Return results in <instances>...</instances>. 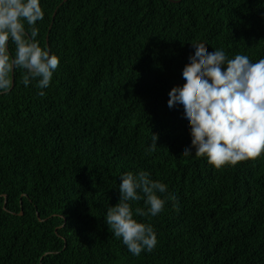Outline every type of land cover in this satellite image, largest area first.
<instances>
[{
	"label": "trees",
	"instance_id": "trees-1",
	"mask_svg": "<svg viewBox=\"0 0 264 264\" xmlns=\"http://www.w3.org/2000/svg\"><path fill=\"white\" fill-rule=\"evenodd\" d=\"M40 3L36 39L59 65L43 96L22 69L0 89V264H264V152L218 169L183 156L190 136L167 105L192 44L264 58V0ZM140 170L178 210L135 217L156 246L133 256L104 215L119 175Z\"/></svg>",
	"mask_w": 264,
	"mask_h": 264
},
{
	"label": "clouds",
	"instance_id": "clouds-1",
	"mask_svg": "<svg viewBox=\"0 0 264 264\" xmlns=\"http://www.w3.org/2000/svg\"><path fill=\"white\" fill-rule=\"evenodd\" d=\"M43 16L40 0H0V89L10 73L22 69L21 83L28 87L35 81L38 95H45L59 57L36 39V24ZM191 46L181 84L169 90L167 100L170 109L180 111L190 136L181 155L203 157L217 169L257 158L264 152V58L253 63L247 55L229 58L223 49L209 52L204 44ZM151 134L148 147L155 151L158 136ZM119 180L118 202L107 205L104 222L133 256L151 252L156 234L151 224L135 217H156L165 204L178 210L177 197L145 170L121 173ZM139 201L144 206L133 209L132 202Z\"/></svg>",
	"mask_w": 264,
	"mask_h": 264
},
{
	"label": "water",
	"instance_id": "water-1",
	"mask_svg": "<svg viewBox=\"0 0 264 264\" xmlns=\"http://www.w3.org/2000/svg\"><path fill=\"white\" fill-rule=\"evenodd\" d=\"M11 84H13V79L11 80ZM21 214V213H20Z\"/></svg>",
	"mask_w": 264,
	"mask_h": 264
}]
</instances>
